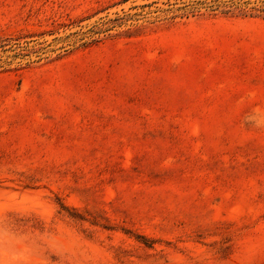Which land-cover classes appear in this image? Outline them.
Instances as JSON below:
<instances>
[{
    "label": "rangeland",
    "instance_id": "obj_1",
    "mask_svg": "<svg viewBox=\"0 0 264 264\" xmlns=\"http://www.w3.org/2000/svg\"><path fill=\"white\" fill-rule=\"evenodd\" d=\"M0 264H264V0H0Z\"/></svg>",
    "mask_w": 264,
    "mask_h": 264
}]
</instances>
